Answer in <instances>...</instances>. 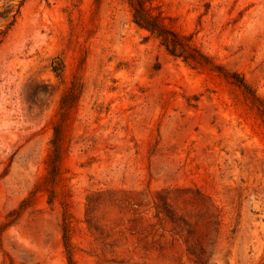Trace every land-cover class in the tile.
<instances>
[{
    "label": "rangeland",
    "instance_id": "obj_1",
    "mask_svg": "<svg viewBox=\"0 0 264 264\" xmlns=\"http://www.w3.org/2000/svg\"><path fill=\"white\" fill-rule=\"evenodd\" d=\"M150 1L258 99L171 55L127 0H25L8 30L20 0H0V264H69L66 215L74 264H264V0ZM161 195L189 225L156 216Z\"/></svg>",
    "mask_w": 264,
    "mask_h": 264
},
{
    "label": "trees",
    "instance_id": "obj_2",
    "mask_svg": "<svg viewBox=\"0 0 264 264\" xmlns=\"http://www.w3.org/2000/svg\"><path fill=\"white\" fill-rule=\"evenodd\" d=\"M25 0H20L18 8L14 13H7V18H11L7 26V30L15 22L20 9ZM133 16V21L138 27L144 29L150 33V35L155 36L162 46L173 56L181 57L186 62L191 65L198 66L209 71H218L227 80H229L234 85L240 87L244 92L248 93L247 96L250 97L253 93L250 91V87L246 82L245 78L241 76L238 72H230L223 66L219 65L214 61V59L203 52L193 41L191 34H186L180 31L174 24L173 19L167 17L160 11H156L157 7L153 5L150 0H127ZM1 31L0 38L4 36L7 32ZM53 71L61 76L64 72L65 64L64 61L56 62L54 61L52 65ZM80 83L76 82L62 95L61 106L67 107L68 111L75 102L78 101L82 89ZM255 99H258L256 95L253 94ZM71 100V101H69ZM68 123L64 120L62 123H56L53 127L54 135L51 139L52 148L49 151L47 158V175L45 177L49 184L56 185L58 181L62 179L61 175V165L63 156L67 150V131ZM205 197V196H202ZM162 203L153 200L154 207L156 209V216H164L168 218L172 223L178 224L183 222L189 225L188 221L175 211L172 210L169 202L165 200L161 195ZM206 201L207 211L211 213L210 217L214 220L218 215L216 213V208L209 200ZM63 241L66 249V254L68 257L69 264H74L73 256V244L71 242V225L69 217L66 215L63 221ZM190 254L198 257L196 260L198 264H206L205 250L202 249L200 254H195L189 251Z\"/></svg>",
    "mask_w": 264,
    "mask_h": 264
}]
</instances>
